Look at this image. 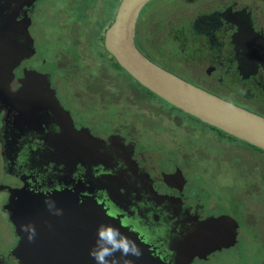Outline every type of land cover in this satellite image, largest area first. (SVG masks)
<instances>
[{
  "label": "flooded vegetation",
  "instance_id": "obj_1",
  "mask_svg": "<svg viewBox=\"0 0 264 264\" xmlns=\"http://www.w3.org/2000/svg\"><path fill=\"white\" fill-rule=\"evenodd\" d=\"M99 1L0 0V28H6V43L16 45L19 57H15L13 62H18L20 58L12 69L10 82L1 83L7 93L4 101H0L2 210L6 211L4 206L11 195L10 187L27 184L33 195L43 197L67 187H78L82 190L81 196L92 195L104 202L110 212L119 215L130 229L149 243L153 254L160 256L167 264H179L177 250L171 251L170 246L162 248L150 230L157 231L170 224L165 217L169 215L180 216L183 221L188 218L195 223L194 217L218 214L213 211L217 207L221 214L229 213L245 223L244 226L237 222L239 233L245 234L244 227L250 228L249 237L254 240V232L264 242L261 231L257 229L259 227L254 225L259 221L263 224L264 221V188L254 187L251 190L252 200L246 196L249 190L244 193L241 190L238 195V181L233 178H229L227 186L211 182L213 188L203 186L202 190H198L199 187L195 190L190 182L193 169L180 164L168 168V159V162L158 161V165H153V161L150 163L148 157L143 159L144 154L135 149L134 139L143 141L144 133L150 140L173 142L170 132L178 131V128H174V125L172 130L166 129L164 121H167V117L163 115L155 118L141 117L140 114L136 116L131 107L132 101L121 108L117 92H110V84L96 76L94 70L85 65L84 58L87 61L96 59L101 65L100 61H106L115 79L125 81V87L138 90L141 103L156 100L154 103L160 104L159 109L164 108L168 117L173 112L172 120L178 121V127L193 128L189 119L196 120L201 128L208 129L206 131L222 134L216 136L228 143L230 149L226 151L233 155L244 151L242 145H249L252 151L259 153V156L253 152L251 154L256 158L257 166L254 167L260 169L264 176L262 148L177 108L140 84L119 64L106 48L105 35L116 18L122 0H114L110 11L102 13L100 17ZM189 3L171 13L175 14V19L167 18V15L161 18L162 40L153 43V46L141 30L142 12L146 4L137 22L136 45L155 61L150 55V48L162 50V45L167 41L175 42L177 47L174 44V50H170L169 44L166 45L171 51L168 59L173 63L170 64L168 60L164 64L156 63L204 89L264 115V65L258 61L264 58V0H195ZM243 28H246L244 33ZM156 40L160 39L152 38V41ZM51 50L53 53L48 56ZM252 70L256 72L243 77ZM67 82L74 93L68 99L63 97V86ZM54 93L60 97V106L52 98ZM91 97L94 99L92 103ZM72 100L80 105H72ZM93 110L97 113L92 116L89 112ZM108 112L110 119H119L122 124L119 120H108L105 117ZM76 113H82L84 118L77 119ZM176 115L179 117L175 120ZM127 122L133 123L127 126V137L116 136L120 133L116 125H128ZM89 124L91 129L86 133L90 138L81 142L77 127L87 129ZM138 125H144V128ZM103 129H106V133L102 132ZM190 140L181 142L185 147L175 141L176 147L184 156L198 154L201 157L203 154L199 150L190 155L185 152L190 151L186 148ZM94 144L105 150L101 149L100 152V148ZM246 156L236 166L231 163L238 156L229 155L231 159L228 163L234 172H239L237 176L249 177L254 169H248ZM127 157L136 165L138 172L140 166L145 164L151 177L143 181L135 180V174L131 172L133 164L122 177L124 172H120L119 160H126ZM193 172L201 171L196 166ZM109 173H113L116 179L111 178ZM2 176L10 180L5 181ZM245 181L250 185L248 179L245 178ZM162 186L168 189L159 196L163 204L160 206L153 202L155 191L151 188L159 187L160 190ZM114 188L118 190L114 191ZM215 188L219 189V194L212 197V189ZM239 196L245 200L246 206ZM169 199L172 203L166 205ZM230 200L240 201L243 211L232 214ZM207 203L210 209L206 208ZM165 207L167 211L164 213ZM7 215L9 218L8 212ZM153 225L159 227L154 229ZM184 230L182 228L180 233H184ZM16 237L18 243L19 238ZM11 250L6 251L0 243V264H18Z\"/></svg>",
  "mask_w": 264,
  "mask_h": 264
},
{
  "label": "water",
  "instance_id": "obj_2",
  "mask_svg": "<svg viewBox=\"0 0 264 264\" xmlns=\"http://www.w3.org/2000/svg\"><path fill=\"white\" fill-rule=\"evenodd\" d=\"M150 1H121L116 18L106 31L107 50L128 73L156 95L264 150L263 114L184 79L139 49L135 42L137 22L141 10ZM5 31L6 28H0V101H4L7 94L1 83L10 82L12 69L20 61L18 58V62H13L19 54L16 45L6 43ZM244 32L246 28H243ZM258 61L264 65V58ZM239 67L242 69V64ZM255 72L252 70L243 77ZM10 190L11 195L4 208L19 238L11 250L18 264H98L94 253L104 247L111 251L105 257L108 264H167L153 254L149 243L130 229L119 215L110 212L104 202L92 195L81 196L82 190L78 187L55 191L48 197L33 195L27 184L10 187ZM111 198L114 199L113 195ZM22 226L27 230H22ZM106 227L119 232L117 240L120 237L127 240V254L121 250L112 251L107 241L99 236V231ZM29 236L33 238L30 240Z\"/></svg>",
  "mask_w": 264,
  "mask_h": 264
},
{
  "label": "rangeland",
  "instance_id": "obj_3",
  "mask_svg": "<svg viewBox=\"0 0 264 264\" xmlns=\"http://www.w3.org/2000/svg\"><path fill=\"white\" fill-rule=\"evenodd\" d=\"M104 1L105 2H103V0L99 1V17L102 13L109 12L113 7L114 0ZM184 1L185 0H153L146 5L142 12L144 14V17L141 21V30H143L149 37V42L152 43V46L153 43H160L162 40L161 35L163 27L161 24H159L161 18L164 19V17L167 15V18L175 19V14H171L172 12L178 10L180 6H185L189 2L191 3L195 0H186V4L184 3ZM152 38L160 40L152 41ZM167 44H169L170 50H174L175 46L177 47V44L175 42L174 46L172 41H167L162 45V50H157L156 48L149 49V51L151 52L150 55L153 57V59H155V62L157 61L161 64H164L166 60H168L170 64L173 63L171 59H168L171 51L166 48ZM51 53H53L52 50L49 51L48 56H51ZM83 61L88 68H92L94 70V74L96 76L104 80V82L110 84V87H108L111 90L110 92H113V94L117 92L118 97L120 98L121 108L125 104L129 105L132 101L131 107L134 109L136 116H139L138 114H140L141 117L145 116L148 118H155L163 115L164 117H167V121H164L166 122V124L164 125L166 129L172 130L174 125V128H178V131L173 130V132H170L171 139L174 143L171 141L160 142L159 140H150L146 137V133H144L143 135V141L140 138L139 141L134 139L135 149L141 151L144 154L143 159L148 157L150 163L151 161H153V165L154 163L155 165H158V161L162 162L168 159L170 162L169 166L166 165V167L168 168H171L174 164H180L183 167L193 170H196V166L199 167L201 171L200 173L193 172V170L192 172H190L192 175V177L190 178V182L193 189L195 190L197 189V187H199L198 190H202L203 186L211 188V182H214L218 186H227V184L229 183V178H233L234 180L238 181V195L240 194L241 190L243 191V193L244 191L249 190L246 196H248L252 200L251 190H253L254 187L264 188L263 172L260 169L254 167L257 166L256 158L251 154L253 152L255 155L259 156V153L256 150L252 151L249 145H242L244 151H241L239 154L233 155L232 153H228L226 151V149H230L228 143L220 141L217 137L222 134L219 135L215 132L217 135L216 136L215 134L206 131V127L201 128L198 122L192 118L189 119V123L193 126V128H185L183 127V125H181V127H178V121L172 120L175 115L173 112L169 113L168 117L165 109H159L160 104L154 103L156 102V100H153V103L150 102V100H148L149 103H144V101L141 103V100L138 97V90L136 91L134 87H125V81L115 79L114 73H112V70L108 67L109 64L106 61H100L102 65L96 59L87 61L86 58H84ZM125 80H127L126 77ZM67 83H65L63 86V97L68 99L70 98L71 93H74L73 90H71L72 88L70 86V83ZM52 98H55L57 104L60 106L58 101L60 97L58 95H55L54 93L52 95ZM90 101V103L94 102L93 97L90 98ZM71 104L74 106L80 105L78 102H75L73 100L71 101ZM89 113L93 116V113L96 114L97 112L93 110ZM76 116L77 119L84 118L82 113H76ZM177 116L178 115H176L175 120L179 117ZM105 117L108 120H114L110 119L109 112L106 113ZM117 120L119 119H116L114 121ZM182 122L183 121H181V123ZM120 123L122 124L121 121ZM127 124L128 125L124 126L117 124L116 126L118 127L120 133L115 135L118 137L121 136L123 138H126L127 126L129 127L130 125H133V123L127 122ZM138 126H142L144 128V125ZM90 129V124L88 125L87 129H81L77 127L78 137L81 138V142H83L86 138H90V136H88V134L86 133ZM102 132L106 133V129H103ZM163 136L165 137V134H163ZM222 138L226 139V137ZM188 139H191V143H187L186 148L190 151L185 152L189 153L190 155L195 154L196 151L199 150L200 153L203 154L201 157L197 156L198 154L184 156L182 155V151H180L178 147H176L175 141L181 143ZM94 145L97 148H100V152L101 149L105 150L103 147L97 144ZM180 145L185 147L184 143H181ZM129 152L131 153L132 150H130ZM229 155L238 156V159L236 161L234 160L235 162H230L231 164L236 166H238L239 163H241L244 157L247 155L246 161L248 162V169L252 167L256 171L253 169L249 177H243L240 174H238L237 176V173L239 172L237 170L236 172H234L232 166L228 163L231 159ZM161 157H164V159H161ZM190 160L192 162H190ZM119 161L121 165L120 172H124V175L122 177L125 176L126 171L131 170L129 169L130 164L134 165V171L132 170L131 172L135 174V180L143 181L147 180L148 176L151 177V174L147 172V166L145 164L140 166L138 172L136 165L131 162L130 157H127L126 160L121 159ZM1 175L2 171L0 169V176ZM105 175H107L106 171ZM109 175L114 180L116 179L113 173H109ZM9 176L12 177L11 175ZM2 177L5 181L10 180V178L7 176ZM106 178H104V180ZM245 178L249 180L250 185L245 181ZM114 186L118 185L114 184ZM151 189L152 191H155L152 199L153 202H157L158 205L163 206L159 196L168 188L166 186H162L160 187V190L159 187ZM117 190L118 188H114V191ZM203 193L206 194V191L204 190ZM212 193V197L217 196L219 194V189H212ZM238 198L242 199L244 205L246 206L245 200L240 196ZM230 202V211L232 214L236 215V211H238V214L243 211L244 208H242L240 201L236 202L234 200H230ZM2 203L3 200L0 199V243L2 248L5 247L6 251H9L16 246L17 237L15 235V229L13 228L14 226L8 218L7 211L2 210ZM171 203L172 201L170 199L166 201V205H169ZM207 204H205L206 208L210 209V205ZM221 207L222 205L220 206V208ZM165 211H167V207H165L164 213ZM213 211L218 212V214L214 213V215L211 217L205 215L194 217L195 223H193V221L188 218H186V221H183L182 217L176 215L165 216L170 224L162 226L160 230L157 231L150 230L151 235L154 240L161 245L162 248L166 249L167 246H170L171 251H174V249L177 250L179 264H264V242L260 238L259 234L253 232L252 235L254 240H252L249 237L251 232L250 228L244 227L245 234L238 232V221L245 226V223L242 220H236L233 215H230L229 213L221 214L219 208L217 207L214 208ZM260 223L261 222L259 221L254 225L259 227L255 228L259 229V232L261 231L262 238L264 239V221L263 224ZM157 227L159 226L153 225L154 229H157ZM182 228L185 229L184 233H180V230ZM244 243H246V246L244 245ZM254 249H256V251L253 252ZM158 258L162 260L160 256H158Z\"/></svg>",
  "mask_w": 264,
  "mask_h": 264
},
{
  "label": "clouds",
  "instance_id": "obj_4",
  "mask_svg": "<svg viewBox=\"0 0 264 264\" xmlns=\"http://www.w3.org/2000/svg\"><path fill=\"white\" fill-rule=\"evenodd\" d=\"M22 230H27L22 226ZM34 232V230H33ZM99 236L106 240L108 245L111 246V250H121L124 254H127L129 251L128 242L125 238L120 237L119 240H117V237L120 236L119 232L111 227L102 228L99 231ZM33 236H29V239L31 240ZM111 251L108 247L102 248L100 251L94 253V257L98 260V264H108V262L105 260V257L110 255Z\"/></svg>",
  "mask_w": 264,
  "mask_h": 264
},
{
  "label": "trees",
  "instance_id": "obj_5",
  "mask_svg": "<svg viewBox=\"0 0 264 264\" xmlns=\"http://www.w3.org/2000/svg\"><path fill=\"white\" fill-rule=\"evenodd\" d=\"M252 146V145H251ZM252 147H254V146H252ZM257 148V147H256ZM259 150H261V149H259ZM261 151H263V150H261ZM264 152V151H263Z\"/></svg>",
  "mask_w": 264,
  "mask_h": 264
}]
</instances>
